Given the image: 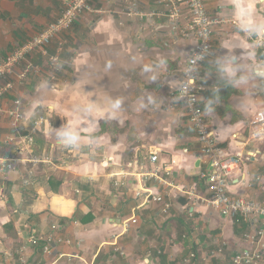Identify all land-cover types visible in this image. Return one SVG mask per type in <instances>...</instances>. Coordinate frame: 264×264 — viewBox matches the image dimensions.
Segmentation results:
<instances>
[{
    "label": "crops",
    "instance_id": "0c3cea01",
    "mask_svg": "<svg viewBox=\"0 0 264 264\" xmlns=\"http://www.w3.org/2000/svg\"><path fill=\"white\" fill-rule=\"evenodd\" d=\"M204 4L219 23L199 70L201 106L221 154L240 157L229 193L264 203V2ZM93 5L102 14L80 16L63 35L57 78L47 72L52 42L1 101L8 109L19 99L28 119L16 131L0 115V264H230L264 218L235 220L205 204L207 158L176 94L191 37L161 0ZM60 13L59 0H0V59ZM157 194L167 215L151 202ZM52 225L62 243L48 255L29 240Z\"/></svg>",
    "mask_w": 264,
    "mask_h": 264
},
{
    "label": "built area",
    "instance_id": "2783aa9c",
    "mask_svg": "<svg viewBox=\"0 0 264 264\" xmlns=\"http://www.w3.org/2000/svg\"><path fill=\"white\" fill-rule=\"evenodd\" d=\"M94 1L59 0L60 16L30 39L16 45L0 59V115L8 118L14 130L22 129L28 119V113L19 99L13 100L12 106L8 109L1 104L2 99L12 93L15 84L24 83L35 72L33 56L37 53L46 56L45 49L52 42H56L57 47L55 53L47 57V72L51 80L54 81L57 78L61 70L60 54L65 45L63 35L72 29L80 16L92 13L102 14L100 10L95 9ZM161 2L168 11L169 21H182L184 24L182 35L185 38L191 37L193 41V46L181 71L176 94L184 108L187 122L200 144L201 154L207 158V169L198 173L199 180L206 185L209 191V198L205 200V204L221 216L235 220L237 218L244 220L264 218L263 202L242 196H232L229 193L228 183L233 170L237 168L240 157L221 154L219 141L212 133L200 102L204 87L200 82L199 70L202 63L214 56L211 36L219 21L208 16L204 0H161ZM124 4L131 13H137L136 2L127 1ZM256 43L264 46V31L257 36ZM257 121L264 123V116L258 114ZM157 153V150H154L150 154L151 162L157 161ZM150 199L151 202L161 205V212L164 215L168 214L171 204L161 195H151ZM149 202L148 198L144 200V203ZM123 227L125 230L129 228L128 223H124ZM59 232L60 227L52 225L49 234L31 237L29 242L32 245L42 244L43 252L50 255L55 247L62 243ZM263 237L264 228L247 232L243 237V247L234 253L230 264H260L262 258L260 240Z\"/></svg>",
    "mask_w": 264,
    "mask_h": 264
},
{
    "label": "water",
    "instance_id": "95a60500",
    "mask_svg": "<svg viewBox=\"0 0 264 264\" xmlns=\"http://www.w3.org/2000/svg\"><path fill=\"white\" fill-rule=\"evenodd\" d=\"M257 74H258V76L260 77V79L264 82V72L261 71V72H258ZM198 158H199V160H200V157H198Z\"/></svg>",
    "mask_w": 264,
    "mask_h": 264
}]
</instances>
